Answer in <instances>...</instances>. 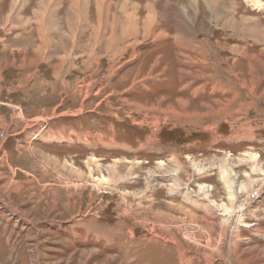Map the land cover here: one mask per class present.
I'll list each match as a JSON object with an SVG mask.
<instances>
[{
	"label": "rangeland",
	"instance_id": "1",
	"mask_svg": "<svg viewBox=\"0 0 264 264\" xmlns=\"http://www.w3.org/2000/svg\"><path fill=\"white\" fill-rule=\"evenodd\" d=\"M76 1L0 6V264H264V0Z\"/></svg>",
	"mask_w": 264,
	"mask_h": 264
},
{
	"label": "bare ground",
	"instance_id": "2",
	"mask_svg": "<svg viewBox=\"0 0 264 264\" xmlns=\"http://www.w3.org/2000/svg\"><path fill=\"white\" fill-rule=\"evenodd\" d=\"M76 5L77 6H79L80 8H78V10H76V11H78V12H80V10L82 9V4L81 3H79V0H77L76 1ZM77 9V8H76ZM75 10V9H74ZM78 25L80 26V28H82V17H81V15H79V18H78ZM69 26H72V27H74V25H73V23H72V21L70 20V24H69ZM79 28V29H80ZM127 34H124L123 35V38H124V36H126ZM117 39V38H116ZM164 167V166H163ZM230 171V170H229ZM228 180V179H227ZM228 188L230 187L231 188V186H230V184L228 183ZM231 192H233L232 190H230ZM231 196V195H230ZM217 206L219 207V208H223L224 209V211L226 212V213H228V215H229V213L231 212V209H229V208H227L226 207V205L224 204V203H222V204H217Z\"/></svg>",
	"mask_w": 264,
	"mask_h": 264
},
{
	"label": "built area",
	"instance_id": "3",
	"mask_svg": "<svg viewBox=\"0 0 264 264\" xmlns=\"http://www.w3.org/2000/svg\"><path fill=\"white\" fill-rule=\"evenodd\" d=\"M0 137H1V139H4L5 134H4V133H1V134H0ZM259 196H260V192L257 190L256 192L253 193V196H252L251 198H252V199H256V198H258Z\"/></svg>",
	"mask_w": 264,
	"mask_h": 264
},
{
	"label": "crops",
	"instance_id": "4",
	"mask_svg": "<svg viewBox=\"0 0 264 264\" xmlns=\"http://www.w3.org/2000/svg\"><path fill=\"white\" fill-rule=\"evenodd\" d=\"M3 2H4V0H0V6L3 4ZM5 11H7V10H5ZM9 14H11V13H9ZM9 18V17H8ZM6 26V25H5ZM5 26H3V25H1L0 24V29H2V28H4ZM79 47V46H78ZM81 47V46H80Z\"/></svg>",
	"mask_w": 264,
	"mask_h": 264
}]
</instances>
